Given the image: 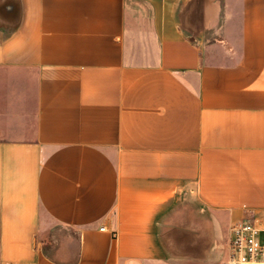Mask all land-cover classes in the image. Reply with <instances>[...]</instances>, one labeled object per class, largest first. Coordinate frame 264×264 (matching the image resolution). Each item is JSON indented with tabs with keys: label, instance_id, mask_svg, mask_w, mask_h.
<instances>
[{
	"label": "crops",
	"instance_id": "0c3cea01",
	"mask_svg": "<svg viewBox=\"0 0 264 264\" xmlns=\"http://www.w3.org/2000/svg\"><path fill=\"white\" fill-rule=\"evenodd\" d=\"M146 1L154 64L126 0H0V264H161L264 211V0Z\"/></svg>",
	"mask_w": 264,
	"mask_h": 264
},
{
	"label": "rangeland",
	"instance_id": "374dc122",
	"mask_svg": "<svg viewBox=\"0 0 264 264\" xmlns=\"http://www.w3.org/2000/svg\"><path fill=\"white\" fill-rule=\"evenodd\" d=\"M133 9L131 27L127 28V56L132 63L154 64L158 44L151 27L152 15L146 0H126ZM187 218L182 228L170 232L174 246L168 249L161 264H224L228 252L230 227L233 222L220 223L206 215Z\"/></svg>",
	"mask_w": 264,
	"mask_h": 264
},
{
	"label": "built area",
	"instance_id": "2783aa9c",
	"mask_svg": "<svg viewBox=\"0 0 264 264\" xmlns=\"http://www.w3.org/2000/svg\"><path fill=\"white\" fill-rule=\"evenodd\" d=\"M244 211V216L230 227L224 264H264V211L255 212L247 207Z\"/></svg>",
	"mask_w": 264,
	"mask_h": 264
}]
</instances>
